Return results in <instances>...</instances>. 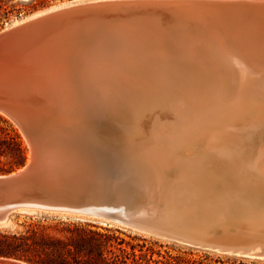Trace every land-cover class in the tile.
Returning a JSON list of instances; mask_svg holds the SVG:
<instances>
[{
  "label": "water",
  "instance_id": "1",
  "mask_svg": "<svg viewBox=\"0 0 264 264\" xmlns=\"http://www.w3.org/2000/svg\"><path fill=\"white\" fill-rule=\"evenodd\" d=\"M240 78H264V0H79L1 29L0 114L28 159L0 174V223L20 210L75 214L264 259V173L124 138L152 86ZM83 86L109 88L105 109Z\"/></svg>",
  "mask_w": 264,
  "mask_h": 264
},
{
  "label": "bare ground",
  "instance_id": "2",
  "mask_svg": "<svg viewBox=\"0 0 264 264\" xmlns=\"http://www.w3.org/2000/svg\"><path fill=\"white\" fill-rule=\"evenodd\" d=\"M149 89L146 100L136 97L133 119L124 127L129 133L125 141L136 148L155 147H149L152 150L161 146L151 144L161 143L169 152L187 156L241 157L247 167L264 173V78L223 79L221 85L199 88L182 80L173 87ZM104 90L83 86L82 94L88 92L100 100L99 109L101 104L105 109L110 99L104 94L110 91ZM95 105L91 103L93 112Z\"/></svg>",
  "mask_w": 264,
  "mask_h": 264
},
{
  "label": "trees",
  "instance_id": "3",
  "mask_svg": "<svg viewBox=\"0 0 264 264\" xmlns=\"http://www.w3.org/2000/svg\"><path fill=\"white\" fill-rule=\"evenodd\" d=\"M62 0H0V23L13 13L45 9ZM27 147L17 127L0 114V174L22 166ZM0 227V256L28 264H264V259L222 254L125 233L48 214L14 219Z\"/></svg>",
  "mask_w": 264,
  "mask_h": 264
},
{
  "label": "rangeland",
  "instance_id": "4",
  "mask_svg": "<svg viewBox=\"0 0 264 264\" xmlns=\"http://www.w3.org/2000/svg\"><path fill=\"white\" fill-rule=\"evenodd\" d=\"M74 1H79V0H62V1H58V2H56L53 5H51L48 8L41 9V10L32 12L30 14H27V13H24V12L16 13V14L13 13V14H11L8 17V19L6 21H4L3 23H0V30L3 29V28L9 27V26L21 21L22 19H25V18L33 15V14H36L38 12L43 11V10H46V9H49V8H53V7H56V6H60V5H64V4H68V3H71V2H74ZM21 137H22V135H21ZM22 139H23V141H24V143H25V145L27 147V144H26V142H25L23 137H22ZM27 159H28V147H27ZM35 214L36 215L48 214V215H50L52 217H55L57 219L88 222L90 224H93V225H96V226H99V227H107V228H111V229L118 228V229L122 230L125 233L138 234V235H142V236H145V237H151V238L159 240L162 243H175V242H172V241H169V240H166V239H162V238H159V237H153V236H150V235H146V234L141 233L139 231H136L134 229H131V228H128V227H125V226H122V225H119V224H116V223L108 222V221H105V220H102V219L93 218V217H87V216H79V215H75V214H71L70 215V214H66V213H45V212H40V211H24V210L15 211L14 213H12L10 215V217H9V219L7 221H5L4 223H0V227L3 228V229H13V228L16 227L15 221H14L15 217H17L18 221H21L23 219V216H25V215H35ZM175 244L179 245V246H186V245H182V244H179V243H175ZM192 248H194V247H192Z\"/></svg>",
  "mask_w": 264,
  "mask_h": 264
}]
</instances>
